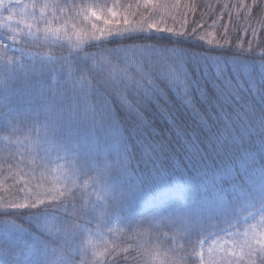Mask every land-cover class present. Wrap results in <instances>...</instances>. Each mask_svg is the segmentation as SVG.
Masks as SVG:
<instances>
[{
	"label": "snow or ice",
	"instance_id": "obj_1",
	"mask_svg": "<svg viewBox=\"0 0 264 264\" xmlns=\"http://www.w3.org/2000/svg\"><path fill=\"white\" fill-rule=\"evenodd\" d=\"M155 2L145 0V5L152 6ZM63 7L91 10L92 17L98 16L97 6L93 5L0 0V27L5 29L0 32V142L6 151L11 147L27 149L38 168L60 160L65 161L66 168L62 172L63 191L44 192L45 198L36 192L29 203L10 205L24 212H0V217H4L0 219V264H77L74 258H66L63 250L68 243L66 237L82 235L97 217L93 209L83 205V198L68 188V184L75 183L76 175L92 173L93 185H99L105 194L102 203L108 217L116 216L128 222H135L137 217L147 219L138 210L148 195L145 182L132 178L135 173L134 152L129 149L132 132L148 129L144 139L148 141V159L153 166L157 161L162 165L167 162L161 157L166 156L169 146L166 138H161L162 129H153L151 121L147 125L141 123L143 116L139 111L131 130L124 127L128 121L121 114L120 106L110 100L131 98L140 110L148 112L157 106L158 98L165 96L160 84L168 87L180 83L182 92L176 93L178 101L164 102L170 110L174 109L169 126L178 136L190 141L186 149L198 151L199 140L197 132L185 133L183 114L194 121L199 134L214 140L213 147L218 154L223 152L227 156L231 152V155L222 158L223 165L198 185L193 195L170 193L171 203L147 209L148 215L159 219L169 231L183 233L186 239L205 233H208L206 238H210V228L226 232L221 225L235 227L242 218L252 220L259 215L264 222V104L255 99V95H259L264 101V51L257 54L254 49L237 50L218 43L206 48V58L216 66L212 74V83L216 85L213 88L203 71L200 78L195 76L193 49L178 47L182 45L179 40L169 42L174 45L172 48L165 44L158 51L155 46L145 45L147 51L139 55H128L129 46L125 45L108 48L107 45L117 44L116 36L122 35L119 30L113 33L108 27L119 24V19L113 18L123 15L116 11V5L104 6L108 15L99 16L104 21V29L92 25V30L83 36L77 33L78 50L67 56L63 53L49 55L45 60L39 51L29 50L28 43L34 42L17 44L19 25L25 23L24 17L30 15L33 21L43 20L47 24L44 10L51 8L54 16ZM13 21L17 28L11 27ZM124 23H129L126 17ZM32 29V24L25 23L27 36H35ZM166 30L172 32L170 28ZM39 31L37 28L36 32ZM43 31L45 42L59 39L58 30L45 28ZM176 35L183 37L182 33ZM187 40L196 45L203 43V37L193 41L189 36ZM81 41L87 43L88 48H96V53L85 51ZM120 50H125L123 57L112 55ZM216 51L231 52V55H213ZM9 52L14 55L10 57ZM246 56L248 59L244 62L242 58ZM114 63L122 66L117 76L110 70ZM209 104L214 110L215 104H219L224 117L213 121L207 110ZM36 188L40 189L41 185L37 184ZM219 200H224L223 206L217 203ZM16 220H23L27 227ZM40 221L50 235L34 228ZM253 238L255 245L251 242L245 245L249 264H257L252 259L257 251L260 253L258 264H264V232ZM189 247L195 249V243L190 241ZM184 251L189 257L186 264H195L191 260L192 253ZM115 252L113 247L106 255L112 256ZM200 260L203 264L202 254ZM108 264H177V261L174 257L171 261L162 259L159 252L138 245L127 256H116Z\"/></svg>",
	"mask_w": 264,
	"mask_h": 264
},
{
	"label": "trees",
	"instance_id": "obj_2",
	"mask_svg": "<svg viewBox=\"0 0 264 264\" xmlns=\"http://www.w3.org/2000/svg\"><path fill=\"white\" fill-rule=\"evenodd\" d=\"M21 2L25 4L27 0H21ZM36 2L37 4L57 2L61 5L68 3L93 5L97 6L98 12L97 17H92L91 10L85 12L82 8L63 7L55 12L57 15L53 16L51 14L52 9L49 8L44 10L47 24L43 20L39 23L33 21L30 15L24 17L25 23L32 24L35 36H27L25 23H21L16 42L18 45L22 41L34 42L28 43L29 50L34 53L39 51L43 54L45 60L49 55L57 56L63 53L67 56L70 52L77 51V33L83 36L85 32L92 30V25L104 29V21L99 16L108 15L104 9L105 5L109 7L116 5V11L123 14L113 18L119 19V24L108 26L113 33H116L117 30L122 33V35L116 36L117 44L107 45L108 48L113 49L119 47V45H125L129 46L127 49L128 55L133 53L139 55L141 52L147 51L144 48L145 45L155 46L158 51L165 44L172 48L174 45L169 42L179 40L182 45L178 47L193 49L192 64L195 76L200 78L203 71L205 78L213 88L216 85L212 83V74L215 72L216 66L212 65L211 61L206 58V48L214 47L218 43L225 48L231 46L237 50L254 49L257 54L264 51V0H156L152 6H146L145 0H36ZM37 15H39V11H37ZM125 17L129 22L128 24L124 23ZM150 25L156 27L152 28ZM51 26L62 27V31L58 33L59 39L56 42H51V39L45 42L43 40V30L45 28L52 30L50 29ZM11 27L17 28L15 21L12 22ZM37 28L40 29L39 32H36ZM169 28L172 29V32L166 30ZM125 29L129 30L124 31ZM193 30H195L194 34ZM3 31L5 29L0 27V32ZM177 33H182L183 37H177ZM189 36L192 37L193 41L203 37V43L196 45L187 40ZM209 41L212 43L209 44ZM80 43L85 51L96 53V48H88L87 43L83 41ZM212 54L216 56L231 55V52L220 53L216 51ZM8 55L11 57L14 53L9 52ZM15 55L18 56L19 54L15 53ZM112 55L123 57L125 50L114 52ZM247 59V56L242 58L244 62H247ZM96 63H100V61L96 60ZM121 67L114 63L110 70L114 76H117ZM229 67H233V65H229ZM232 74L235 75L234 70ZM156 83L160 84L159 81H156ZM160 88L165 96L163 99L158 98L157 106L148 112L140 110L131 98H127L126 101L119 98L115 101L110 100V103L120 106L121 114L128 121L124 127L131 130L132 122L138 119L136 114L139 111L143 116L141 123L147 125L151 121L153 129H162L161 138H166V143L169 146L166 156L161 157L162 160L167 162L162 165L157 161L153 166L148 159L150 153L148 141L144 139V136L148 134V129L143 128L142 131L132 132L129 144L130 151L134 152L135 173L132 178L137 182L140 180L145 182L148 195L141 201L138 210L144 213L147 219L137 217L135 222H128L120 217H108L102 203L105 194L101 191L99 185H93L90 179L92 173L84 176L76 175L73 177L75 183L68 184V188L70 191L75 192L77 197H82L83 205L93 209L94 215L97 217L92 224L87 226L88 231H85L82 235L66 237L68 243L63 249L66 258H74L77 264H108V261L116 256H127L130 250L138 245L159 252L162 259L171 261L174 257L177 264L188 262L189 257L184 251V249H187L189 253H192L191 260L195 261V264H202L201 254L203 264H205L207 263V253L209 254L208 249L215 242L229 239L233 234L242 230L245 231L252 223L257 221L259 226H264V222H261V216L258 215L252 220L245 221L242 218L235 227L229 228L227 225H221L222 228L227 229L226 232L218 231L217 228L212 227L208 230L209 233H212L210 238H206L208 233H205L186 239L183 233L169 231V228L164 227L159 219L148 215L147 209L155 205H161L164 202L171 203L168 198L170 193L182 195L185 192L189 196L193 195V190L203 183L207 177H210L218 166L223 165V159L231 155V152L227 156L223 152L218 154L213 147L214 140L199 134L198 129L194 127V121L187 114H183L185 133L195 131L197 132L196 138L199 140L198 151L187 150L185 146L190 141L178 136L169 126V122L174 115V109L170 110L164 102L165 100L178 101L179 98L176 93L182 92L180 83L169 84L168 87L160 84ZM169 89H171V92H169ZM255 99L257 103L264 104L259 95H255ZM201 100H203L202 97ZM250 102L249 100L248 103ZM207 110L213 121H217L225 115L220 112L219 104H215V110L209 104ZM216 113H219V116ZM253 135L259 136L258 133H253ZM256 142L259 143L258 138ZM133 145L136 148H133ZM9 154H11V158H9ZM32 159L27 149L11 147L6 151L3 143L0 142V212H24V209L17 210L11 208L10 205L13 203H29L36 192H40L41 198H45L44 192L56 189L63 191L65 189V183L62 182V172L66 170L64 167L65 161H56L45 168H38L32 163ZM39 163L37 160L36 164ZM41 175H43V179H40ZM37 184L41 185L40 189L36 188ZM256 190H259L258 185H256ZM67 195L68 193H66ZM224 199H227V197L225 196ZM217 203L223 206L224 200H219ZM243 215L247 216V213ZM2 218L4 217H0V219ZM10 218L15 220V217ZM16 223L22 227H27L23 220H16ZM233 223L235 224V221ZM42 225V221L36 222L34 228L43 231L46 236L50 235ZM48 227L51 228V224ZM95 231L103 232L108 236L99 257H95L88 247L89 235ZM149 241L150 243H148ZM190 241L195 243V249L189 247ZM113 247L116 248V252L112 256H107L106 254ZM256 247L259 248L258 245ZM243 249V252H239L237 255L238 250L231 252L230 247L225 258L226 261H223L224 264H249L248 249ZM25 251L27 252V250ZM166 253L167 255H165ZM259 256L260 253L257 251V255L252 257L257 261V264Z\"/></svg>",
	"mask_w": 264,
	"mask_h": 264
},
{
	"label": "rangeland",
	"instance_id": "obj_3",
	"mask_svg": "<svg viewBox=\"0 0 264 264\" xmlns=\"http://www.w3.org/2000/svg\"><path fill=\"white\" fill-rule=\"evenodd\" d=\"M32 0H27L25 4H30ZM57 15V13H55ZM50 29L58 30V33L62 31V27H53L51 26ZM234 69V66H233ZM258 222V221H257ZM255 222L250 225L248 229L245 231L242 230L232 235L231 238L217 241L213 244L211 248L208 249L209 254L207 253V263L205 264H224L223 261H226L225 258L227 257V252L231 247V252L235 250L237 255L239 252H243V248L245 247L246 243L251 242L255 245V239L253 238L254 235L256 238L259 237L261 232H264V226L261 227L259 224ZM108 239V236L100 231H95L89 235L88 247L95 255V257H99L101 253V249L103 248V244ZM243 249V250H242Z\"/></svg>",
	"mask_w": 264,
	"mask_h": 264
}]
</instances>
